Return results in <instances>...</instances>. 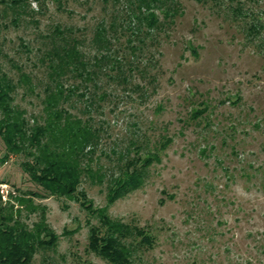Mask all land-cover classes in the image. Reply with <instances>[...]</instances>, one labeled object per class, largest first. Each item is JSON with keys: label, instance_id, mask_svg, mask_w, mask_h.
<instances>
[{"label": "rangeland", "instance_id": "374dc122", "mask_svg": "<svg viewBox=\"0 0 264 264\" xmlns=\"http://www.w3.org/2000/svg\"><path fill=\"white\" fill-rule=\"evenodd\" d=\"M25 5L15 24L0 0V72L16 81L20 66L33 86L18 85L14 103L30 124L41 118V58L59 25L99 60L91 80H65L77 86L64 105L95 128L91 165L105 174L82 175L75 198L34 197L50 235L30 264H264V0ZM4 152L0 136L2 206L11 190H40L23 168L30 157ZM133 157L150 158L142 184L109 201ZM37 219L22 210L29 226Z\"/></svg>", "mask_w": 264, "mask_h": 264}, {"label": "trees", "instance_id": "16d2710c", "mask_svg": "<svg viewBox=\"0 0 264 264\" xmlns=\"http://www.w3.org/2000/svg\"><path fill=\"white\" fill-rule=\"evenodd\" d=\"M1 2L15 13L11 20L15 24L21 14L27 13L24 8L27 0ZM51 35L52 44L45 48V56L41 58L50 80L44 88L41 120L35 117L30 124L25 109L14 103L13 93L18 85L24 83L33 89L29 75L21 71L20 66L16 81L0 72V136L4 143V158L19 153L30 157L23 162V168L40 188L39 191L13 190L12 203L0 205V264H30L34 247L46 245L47 241L42 239L50 235L46 206L35 203L34 197L56 195L75 198L82 175H88L97 183H101L105 177L101 168L94 171L91 165V155L98 139L95 128L87 119L73 114L64 105L77 86H67L65 80L70 76L79 77L81 81L91 80L96 73L91 67L99 60L96 56L93 63L83 59L77 48V40L59 25L53 28ZM99 37L101 35L98 34L97 39ZM84 87L87 91V84ZM86 93L82 92L81 96ZM149 164V157L142 162L135 160V157L128 159L119 176L113 178L109 201L139 187ZM23 209L27 213H38V219L31 226L21 220ZM103 220L108 223L107 216H103ZM112 226L122 233L131 231L130 226L119 221L109 222L108 227ZM55 242L56 237L51 236L49 244Z\"/></svg>", "mask_w": 264, "mask_h": 264}, {"label": "built area", "instance_id": "2783aa9c", "mask_svg": "<svg viewBox=\"0 0 264 264\" xmlns=\"http://www.w3.org/2000/svg\"><path fill=\"white\" fill-rule=\"evenodd\" d=\"M0 187H1V189H0L1 195L4 196V189L2 188L3 186H0ZM11 192L14 193L13 190H11Z\"/></svg>", "mask_w": 264, "mask_h": 264}]
</instances>
